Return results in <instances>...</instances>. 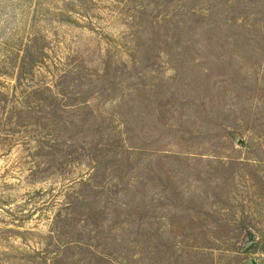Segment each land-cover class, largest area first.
I'll list each match as a JSON object with an SVG mask.
<instances>
[{
  "label": "rangeland",
  "instance_id": "1",
  "mask_svg": "<svg viewBox=\"0 0 264 264\" xmlns=\"http://www.w3.org/2000/svg\"><path fill=\"white\" fill-rule=\"evenodd\" d=\"M0 264H264V0H0Z\"/></svg>",
  "mask_w": 264,
  "mask_h": 264
}]
</instances>
